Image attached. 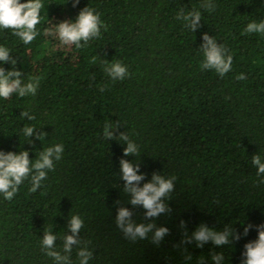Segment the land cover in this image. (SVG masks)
<instances>
[{"label": "trees", "instance_id": "obj_1", "mask_svg": "<svg viewBox=\"0 0 264 264\" xmlns=\"http://www.w3.org/2000/svg\"><path fill=\"white\" fill-rule=\"evenodd\" d=\"M207 2L79 0L73 7L72 0H42L40 34L31 44L0 29V46L16 61L0 67H15L25 82L40 78L34 96L0 99V150L28 151L35 161L49 146L64 147L36 192L25 180L11 201L0 195V264H57L41 250L45 231L57 237L52 250L78 264L77 245L63 250L72 215L84 220L76 238L93 252L89 264H217L213 254H222L219 264H241L244 245L264 224V173L257 176L252 163L255 155L264 163V34L244 33L248 23L264 21V0H211L212 12L201 7ZM87 6L106 25L98 38L77 49L48 34ZM181 9L201 13L195 32L176 19ZM204 34L233 57L224 77L200 68ZM114 62L128 67L122 81L104 71ZM240 73L247 78L236 80ZM24 110L35 119L22 118ZM27 126L35 128L32 137L23 134ZM121 135L136 153L124 155ZM122 159L143 177L137 187L154 174L175 177L163 198L168 211L146 218L142 205L129 203ZM120 208L134 223L168 234L159 243L155 229L146 239H126L115 223ZM200 225L231 229L230 243L197 247L191 237Z\"/></svg>", "mask_w": 264, "mask_h": 264}, {"label": "clouds", "instance_id": "obj_2", "mask_svg": "<svg viewBox=\"0 0 264 264\" xmlns=\"http://www.w3.org/2000/svg\"><path fill=\"white\" fill-rule=\"evenodd\" d=\"M73 7L79 4V0H72ZM43 7L42 0H0V29L11 30L24 44H31L40 34L37 25L40 23V11ZM208 12L215 10V4L208 0L207 3L201 5ZM177 20L184 22V26L195 32L201 21V13L192 10L184 13L181 9L176 16ZM106 27L100 19L99 13L90 7H84L76 16L75 20H65L55 23L53 28L48 29V34L58 37L61 45H74L77 49L87 45L88 41L98 38L101 28ZM246 34H264V21L250 22L244 29ZM81 41L84 43L82 44ZM204 43L201 45L203 60L200 64L201 69H209L215 71L220 77H224L232 69L233 57L228 54V49L218 46L215 39L207 34L203 36ZM10 49L0 46V64L11 61V65H15L16 61L10 56ZM104 71L115 80H124L129 75L127 65L121 62L108 64ZM21 71L12 67L11 70H5L0 67V99H9L13 94L19 97L34 96L40 85L39 77H32L27 82L22 80ZM247 77L240 73L236 76V80H244ZM22 118L28 117L34 120L35 116L30 115L29 111L24 110L20 113ZM109 126L105 125L104 136L111 139L112 133L108 130ZM34 127L27 126L22 129L26 137H32ZM44 134H38L37 139H43ZM120 139L128 141V146L124 149V155H130L137 152L136 145L125 135H121ZM64 147L62 144H55L45 148L39 152L35 161L30 160L28 151H20L19 154L12 151L0 150V195L5 200L11 201L16 195L19 186L25 181L30 180L31 187L29 191L36 192L41 187V182L47 179V173L54 170V162L61 160ZM253 165L257 166V176L264 173V163L260 155L252 157ZM122 179L125 181V191L131 193L129 203L133 206L142 205L145 209L146 218H155L165 213L169 209L163 202V198L167 197L173 190V180L175 177L165 179L160 175H153L152 182L146 183L142 188L136 184L143 179L141 175H137V169L126 160L120 161ZM132 213L127 208H120L116 215V226L122 231L126 239L135 241L137 239H146L150 232L155 231L152 235L153 243H159L169 229L166 227H156L153 223L147 225L141 223L136 224L131 219ZM182 225L184 222H181ZM73 235L64 237L63 250L65 253L72 252V245H77L78 264H89L93 256V252L87 247H79L81 241L77 240V236L84 227V220L79 215H72L68 225ZM252 225H248L244 229L243 235H247ZM258 238L255 241L248 242L244 245L245 251L242 253L243 259L241 264H264V224L257 226ZM231 229H225L223 232L212 230L204 225H200L193 232L191 240L196 242L197 247H203L208 241H212L216 246L229 244V237L232 236ZM239 235L234 239L238 240ZM57 239L51 231H45L41 240V250L48 257L55 259L57 264H72L70 256H61L59 252L53 251L54 241ZM185 241V242H191ZM212 260L217 264L222 260V254H213Z\"/></svg>", "mask_w": 264, "mask_h": 264}]
</instances>
